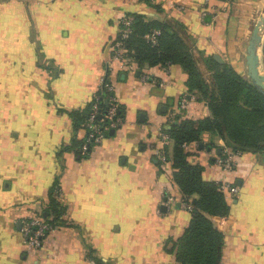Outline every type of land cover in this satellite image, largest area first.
<instances>
[{"label":"crops","instance_id":"1","mask_svg":"<svg viewBox=\"0 0 264 264\" xmlns=\"http://www.w3.org/2000/svg\"><path fill=\"white\" fill-rule=\"evenodd\" d=\"M133 12L143 15L137 37L154 21L166 23L206 75L216 54L245 74L264 0H0V264H90V253L107 264H181L176 242L192 212L172 162L158 155V129L174 109L191 118L210 109L189 90L180 63L143 57L132 70L115 57L120 19ZM102 75L114 84L125 121L89 154H77L68 145L86 129H75L71 111L92 103ZM212 140L216 146H207ZM224 143L205 131L186 145L205 179L240 186L238 195L226 194L227 219L212 216L225 234L223 264H264V153L241 151L225 172L216 163ZM57 178L65 222L33 249L22 219L32 210L47 214Z\"/></svg>","mask_w":264,"mask_h":264},{"label":"trees","instance_id":"2","mask_svg":"<svg viewBox=\"0 0 264 264\" xmlns=\"http://www.w3.org/2000/svg\"><path fill=\"white\" fill-rule=\"evenodd\" d=\"M132 14V31L125 39L132 59L138 64L143 62V57L153 64L164 66L180 63L188 73L189 90L196 92L198 100L204 101L210 109V114L203 118H191L177 112L166 126L170 141L165 145V150L174 168L173 179L183 196L192 204L190 223L176 242L177 259L181 264H223L225 234L212 216L228 215L230 203L216 179L203 177L204 166L189 160L186 145L202 141L203 133L209 131L222 138L234 151L254 150L264 153V93L233 64L220 62L214 56L207 60L211 72L206 75L185 38L176 29H169L166 23L154 21L137 37V25L143 15ZM155 28L160 30V34L158 41L152 43L147 40L146 34ZM120 34L116 41L121 38ZM138 43L141 45L136 48ZM145 50L147 54L142 56ZM107 80L110 81L108 76ZM98 91L101 93L99 107L103 115L108 108L104 96L109 92L106 89ZM95 102L94 97L89 106L71 111L75 129L85 128V121L94 109ZM118 111L125 117L121 104ZM109 131L111 128L106 132ZM84 141L85 138L75 137L68 146L75 149L77 154H89L95 144L91 143L83 152ZM170 143L171 149L168 147ZM207 146L213 147L216 143L212 140ZM57 186H60L58 178L49 190L48 200L44 201L47 214H43L52 222L62 224L65 222L67 206L60 199ZM89 256L95 258L98 264H107L93 253Z\"/></svg>","mask_w":264,"mask_h":264},{"label":"built area","instance_id":"3","mask_svg":"<svg viewBox=\"0 0 264 264\" xmlns=\"http://www.w3.org/2000/svg\"><path fill=\"white\" fill-rule=\"evenodd\" d=\"M134 16L132 13L124 14L120 19V35L115 43L114 55L118 58L123 66L129 69H135L136 66L133 62L132 56L129 54L126 48L125 39L130 35L132 31V22ZM160 30L155 28L146 34L148 41L156 43L158 41V35ZM148 76L144 75L143 78L146 79ZM106 89L109 93L106 94L105 102L108 105L107 111L102 115V109L99 107V99L101 93L98 91L95 93L96 102L94 104V109L85 121V141L82 145V151L85 152L91 143L95 145L100 143L103 137L107 134V130L110 128L117 129L122 126L125 121V117L119 113L120 100L119 96L115 93L114 84L107 80V75H102L100 78L99 90ZM188 102L187 95H183L181 98V107H186ZM179 112L177 109L172 110L167 117V122H170L174 115ZM159 135L161 137L160 141L163 143L162 146L158 147V155L162 161H167V155L165 150V145L170 141V134L166 129V125H160L158 129ZM239 151H234L230 149L226 143L220 147V151L216 156V163L221 166L225 172L231 170L236 162V156ZM220 185V188L230 196L238 195L240 192V186L236 183L229 181L226 178L216 179ZM58 195L61 198V187L57 186ZM172 199H174L171 196ZM185 207L190 209L192 204L189 202L188 198L183 196L180 199ZM222 219H227V215L220 216ZM60 224L54 223L46 218L42 210H32L31 213L25 215L22 219L21 230L23 232L24 243L33 248L40 249L46 244L49 235L57 228ZM90 264H98L97 260L93 257H89Z\"/></svg>","mask_w":264,"mask_h":264},{"label":"water","instance_id":"4","mask_svg":"<svg viewBox=\"0 0 264 264\" xmlns=\"http://www.w3.org/2000/svg\"><path fill=\"white\" fill-rule=\"evenodd\" d=\"M264 38V12L260 15L257 20L253 31L251 33V37L249 39V43L247 45L246 51V63H247V71L248 76L254 85L264 93V73L259 70L258 67V59L259 54L256 53L258 46L262 43ZM215 57L218 60H222L221 57L216 54ZM262 70V68H260ZM107 102V100H106ZM115 129H111V132L114 133Z\"/></svg>","mask_w":264,"mask_h":264},{"label":"rangeland","instance_id":"5","mask_svg":"<svg viewBox=\"0 0 264 264\" xmlns=\"http://www.w3.org/2000/svg\"><path fill=\"white\" fill-rule=\"evenodd\" d=\"M245 51H247V49ZM258 54H259L258 67H259V70L264 73V38L262 40V43L260 44ZM260 68H262V70ZM245 75L248 76L246 60H245Z\"/></svg>","mask_w":264,"mask_h":264},{"label":"bare ground","instance_id":"6","mask_svg":"<svg viewBox=\"0 0 264 264\" xmlns=\"http://www.w3.org/2000/svg\"><path fill=\"white\" fill-rule=\"evenodd\" d=\"M259 47H260V46H258L257 51H256L257 54H258V52H259Z\"/></svg>","mask_w":264,"mask_h":264}]
</instances>
